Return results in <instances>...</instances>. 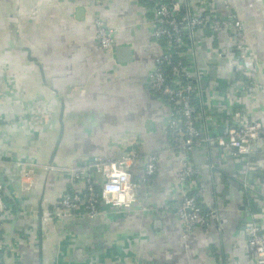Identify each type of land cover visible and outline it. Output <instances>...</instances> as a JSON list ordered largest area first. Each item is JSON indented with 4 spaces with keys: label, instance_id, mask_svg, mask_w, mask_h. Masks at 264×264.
I'll list each match as a JSON object with an SVG mask.
<instances>
[{
    "label": "crops",
    "instance_id": "0c3cea01",
    "mask_svg": "<svg viewBox=\"0 0 264 264\" xmlns=\"http://www.w3.org/2000/svg\"><path fill=\"white\" fill-rule=\"evenodd\" d=\"M195 10L201 0H178ZM218 15L243 20L255 89L229 104L236 71L234 40L202 27L186 36V63L199 72L196 103L212 134L229 123L230 109L246 105L264 123V0H208ZM81 10L77 11V8ZM114 31V47L99 46L94 17ZM147 0H0V172L9 203L1 224V264H243L244 224L264 201L250 199L239 181L241 164L217 144L190 151L194 185L207 216L188 233L175 212L181 199L178 152L171 144L170 105L151 86L160 42L151 34ZM260 63V64H259ZM12 118L13 122H6ZM264 134V133H263ZM157 155L156 171L136 190L128 209L105 208L99 217L61 218L59 200L83 191L61 169L36 167L24 178L10 169L16 158L69 167L129 149ZM249 177L264 181V135L255 143Z\"/></svg>",
    "mask_w": 264,
    "mask_h": 264
},
{
    "label": "built area",
    "instance_id": "2783aa9c",
    "mask_svg": "<svg viewBox=\"0 0 264 264\" xmlns=\"http://www.w3.org/2000/svg\"><path fill=\"white\" fill-rule=\"evenodd\" d=\"M147 1L151 14V34L160 42V51L155 57V67L151 73V86L170 105L169 133L171 144L178 152L180 164L177 180L181 199L175 206V212L183 221L184 230L188 233L194 226L207 222V216L202 211L195 192V166L189 156L190 151L204 145L217 144L225 155L241 164L239 181L245 195L250 199L264 201L263 179L254 180L249 177V171L254 165L253 148L256 140L264 135V123L252 117L247 106L243 105L230 109L229 123L221 133L214 135L209 132L203 105L196 103L201 89L193 83H198L202 78L199 72L189 70L186 63V36L193 35L198 28L207 27L214 34L225 32L234 40V67L243 78L235 79L230 76L227 99L231 105L235 93H247L256 88L248 61L258 59L250 52L244 22L237 14L218 15L212 10L208 0H201L195 10L181 6L178 0ZM93 23L99 46L107 50L112 49L113 29L98 16L94 17ZM140 156L137 149L131 148L114 157L96 156L90 161L69 167L16 158L10 162V169L22 181V190H26L24 178L32 175L36 167L61 169L68 172L73 180H82L85 185L83 191L66 192L61 196L60 217L94 218L105 214V208L128 209L137 201L136 190L155 173L157 159L156 154L146 153L143 156L144 171L139 177H134L132 169ZM4 183L0 172V229L9 208ZM243 229L248 244V258L243 264H264V211L262 215L251 211ZM3 250L4 239L0 230V264Z\"/></svg>",
    "mask_w": 264,
    "mask_h": 264
},
{
    "label": "rangeland",
    "instance_id": "374dc122",
    "mask_svg": "<svg viewBox=\"0 0 264 264\" xmlns=\"http://www.w3.org/2000/svg\"><path fill=\"white\" fill-rule=\"evenodd\" d=\"M1 74H4L5 72L0 70ZM6 74V73H5ZM7 91L8 90V85H7V81L6 78L2 80V84L0 85V105H4L6 102V97H7ZM5 102V103H4ZM13 122L14 120L12 118L6 120V122Z\"/></svg>",
    "mask_w": 264,
    "mask_h": 264
},
{
    "label": "water",
    "instance_id": "95a60500",
    "mask_svg": "<svg viewBox=\"0 0 264 264\" xmlns=\"http://www.w3.org/2000/svg\"><path fill=\"white\" fill-rule=\"evenodd\" d=\"M81 9L78 7L76 12H79Z\"/></svg>",
    "mask_w": 264,
    "mask_h": 264
}]
</instances>
